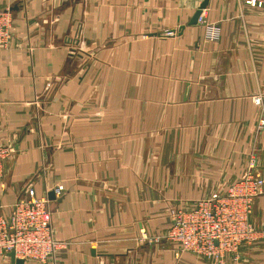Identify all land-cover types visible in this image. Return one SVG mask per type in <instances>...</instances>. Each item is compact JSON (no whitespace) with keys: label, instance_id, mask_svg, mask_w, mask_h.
I'll list each match as a JSON object with an SVG mask.
<instances>
[{"label":"crops","instance_id":"0c3cea01","mask_svg":"<svg viewBox=\"0 0 264 264\" xmlns=\"http://www.w3.org/2000/svg\"><path fill=\"white\" fill-rule=\"evenodd\" d=\"M203 1L0 0L12 16L0 144L13 148L0 215L29 185L65 242L54 261L23 264H216L139 239L164 235L172 208L226 191L251 157L264 175V2L207 0L208 41L190 24ZM249 220L264 232V195ZM226 264H264V234Z\"/></svg>","mask_w":264,"mask_h":264},{"label":"built area","instance_id":"2783aa9c","mask_svg":"<svg viewBox=\"0 0 264 264\" xmlns=\"http://www.w3.org/2000/svg\"><path fill=\"white\" fill-rule=\"evenodd\" d=\"M251 6L264 0H246ZM206 27L205 39L214 41L218 37V27L202 21ZM12 16L7 8L0 7V48H8ZM172 34L166 32V35ZM252 102L261 106L263 95L252 96ZM264 128V114L258 120L257 129ZM11 146L0 144V182L4 162L12 154ZM256 158L251 157L247 171L235 180L224 192H213L186 206L169 211L171 224L160 237H148L141 230L140 240L152 242L164 240L176 243L179 250L197 258L211 259L216 264H226V256L237 260L239 248L256 242L264 232L254 228L250 222L253 202L264 195V175L254 172ZM63 186H56L54 193L60 197ZM65 245L58 240L51 226V212L45 196H36L28 185L22 195L12 205L8 216L0 215V255L11 252L23 261L45 263L54 261L56 254Z\"/></svg>","mask_w":264,"mask_h":264},{"label":"water","instance_id":"95a60500","mask_svg":"<svg viewBox=\"0 0 264 264\" xmlns=\"http://www.w3.org/2000/svg\"><path fill=\"white\" fill-rule=\"evenodd\" d=\"M207 0H204L202 4L199 6V8L196 10V12L193 15V18L190 21V24H195L198 20V17L200 16L202 10L206 7ZM9 257L11 258V261L14 262V264H23L22 259L15 258L14 254L11 252L9 254Z\"/></svg>","mask_w":264,"mask_h":264},{"label":"rangeland","instance_id":"374dc122","mask_svg":"<svg viewBox=\"0 0 264 264\" xmlns=\"http://www.w3.org/2000/svg\"><path fill=\"white\" fill-rule=\"evenodd\" d=\"M252 100V99H251Z\"/></svg>","mask_w":264,"mask_h":264}]
</instances>
